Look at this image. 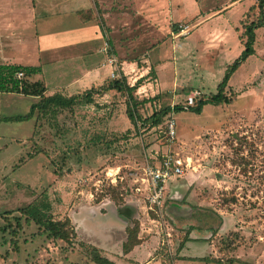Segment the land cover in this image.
Segmentation results:
<instances>
[{"label":"rangeland","instance_id":"rangeland-1","mask_svg":"<svg viewBox=\"0 0 264 264\" xmlns=\"http://www.w3.org/2000/svg\"><path fill=\"white\" fill-rule=\"evenodd\" d=\"M15 1L25 7L34 6L31 0ZM108 1L116 14L110 21L112 35H131L126 43H117V53L138 59L127 82L130 84L142 74L141 89H136L134 95L139 99L158 97L139 107L142 117L160 107L191 105L201 94L216 92L226 66L244 48L245 25L259 14L257 0H195L196 5L187 4L189 0H167L169 5L166 0L161 5L158 0ZM177 4L184 6V13L196 11L197 15L173 23L183 27L178 35H190L172 39L170 23L179 16L178 11L172 14ZM220 8L228 10L213 13ZM29 13L26 8L22 10L24 19L33 27L35 22H42L40 15L34 18ZM151 18L155 21L150 22ZM146 21L156 29H151ZM214 26L226 33L209 37ZM29 32L25 29L23 34ZM254 32L255 52L228 82L227 91L236 95L232 104H207L199 114L177 111L165 116L156 127L140 123L135 126L126 113V95L102 90L106 81L97 86L90 103L37 112L35 117L21 121L5 117L26 114L38 98L0 92V214L16 211L46 194L55 220L83 214L88 228H111L114 239L120 240L123 232L113 220V207L117 204L111 196V189H116L121 197L118 204L135 206L142 237L153 235L158 242L155 248L161 250L165 260L171 257L176 264H264V25ZM207 40L221 44L209 52L208 46L193 54L186 50L188 44L200 47ZM8 41L2 39L3 46ZM2 44L0 63L5 62ZM14 53L15 59L22 55ZM158 57L165 66L157 70L154 63ZM102 59L100 53L63 56L49 65L44 76L46 87L50 91L66 87L61 92L69 95L90 91L91 88L68 90L67 84L87 66L100 67ZM97 70L106 71L101 67ZM170 123L173 138L168 137ZM162 153L188 160L190 167L168 183L170 198L164 205L147 215L130 193V175L160 161ZM97 200L112 207L105 204L100 211L91 207L99 203ZM173 203L185 210L192 209V214L173 219L168 211ZM99 214L112 218L109 220L113 226ZM21 220L23 228L15 240L0 230V264H94L80 243L95 237L86 227L80 228V221L72 224L75 236L66 242L47 238L37 224ZM4 223L0 217V227ZM97 241L104 243L107 238L100 236ZM134 255L137 261H133ZM144 257L133 253L127 261L138 264ZM204 257L209 261H203ZM159 261L162 262L161 258L148 264Z\"/></svg>","mask_w":264,"mask_h":264},{"label":"crops","instance_id":"crops-1","mask_svg":"<svg viewBox=\"0 0 264 264\" xmlns=\"http://www.w3.org/2000/svg\"><path fill=\"white\" fill-rule=\"evenodd\" d=\"M166 2L167 5H169L167 0L165 1V3ZM30 3H33V8L25 7L24 5H18L15 0H0V43L2 44V39L9 40L6 43V46H3L2 44L3 49L1 56L3 59H5V62H3L5 64L40 66L41 72L32 76L31 80H41L45 86V94H52L55 91H59V89H62L60 91L66 90V87H61L54 88L52 89V91H50L46 87L44 79L46 71L49 69V65L55 62H59L63 59V56H76L78 54L79 57H87L88 55L93 53H100L103 55V59L100 61V67L106 69L105 73L97 70L100 67L94 68L87 66V68L84 69L80 76L74 78L67 84V89H71L72 91L76 90L75 88H79L81 90L92 87L97 88V86L102 85L105 81H107V79L109 78V73L111 71V67L107 64L106 61L108 56L114 57L119 63H124L125 65L130 64L131 68H133L137 63V58L133 59L129 57H123L116 51V46L121 43H126L127 40L131 38V35H129V33L126 35H112L110 28H113V26L110 24V21L113 20V15L116 16V14L112 12L108 0H31ZM161 3L162 0H158V4L161 5ZM187 4L196 5L197 3L195 0H189L187 1ZM155 6L156 5H154L153 7H148L147 9L151 10ZM25 8L30 12L29 14H34V18L36 15H40L42 22H35V25L33 27V25L30 24L31 22H27V19H24L25 17L22 14V10ZM183 8V5H176V10L172 14H176L178 11L179 16H177L176 20L171 21L170 25H175L173 23L178 22L181 18H186L187 20H189L197 15L196 11L195 13H184ZM180 9H183V12H181ZM221 10H223L224 12L227 11L228 8L216 9L213 11V13H218ZM125 19L126 18H123V20ZM116 20L118 19L116 18ZM150 20V22L155 21V18H151ZM56 21L61 22L56 23ZM147 23L149 24L151 29H156V27L151 25L149 22ZM129 24L130 23H127L125 25L129 26ZM154 24L157 25V23ZM25 29H27L28 32L33 30V32L31 31L24 35L23 31H25ZM178 32L179 31L173 32L172 30H170L169 35L172 36V39L190 35V33L186 36L178 35ZM16 33H19L21 36L18 37ZM223 33H226V30H221L218 28V26H214L212 27L208 36L211 37L213 34H219V36H221ZM3 36L5 38H3ZM24 38L26 39L23 42ZM19 39L21 41H19ZM208 40L206 41L207 44L203 43L200 45V47H197V45L193 47L188 44L186 45V50H190L191 54H193L197 49L201 51L205 47L207 49L208 46L207 52H209L213 51V49H215L218 44H221L219 42L222 41V39H220L217 44H211L208 43ZM99 42L100 44L97 46V43ZM105 43H107L108 46L107 55L105 54L106 52L103 51ZM14 52L21 53V57L15 59L13 56H15L16 53ZM180 57H182V55H180ZM10 58L13 60L6 61V59ZM163 62L164 60H160L159 57L156 58L154 64L157 65L155 66V68H157V70L159 67L164 68L165 65L163 64ZM146 70L147 68H145L144 72H146ZM71 94L77 95L78 93L71 92ZM110 201L111 200H109V202ZM105 204L109 206L108 208L112 207L104 200H101L99 203H95L90 206L93 208H98V210L100 211V209L105 207ZM126 206L133 210L131 211V215H128L127 213H125L124 215L120 214L119 211H122V208ZM113 208V217H115L113 220L118 223V226H121V233L123 232L122 239L120 240L114 239L111 228H107L106 231L88 228L86 226V218L83 217V214H75V217H72L69 214L68 215L71 224L75 225L77 221H80V228L86 227L89 232H91V234L95 237L93 239L92 237H90L85 242L87 244L96 246L104 256H108L110 258H112L111 256H113V262L116 264H122V262L130 264V262H128L127 260L128 258H130V254L133 253H136V255H139V257L145 256L143 258L145 260L142 263L139 262L138 264H148V262L159 260L160 258L162 262L159 261L158 264H176L175 262H171V257H169V260H165V257L161 254V250H157V248H155L158 243L156 241V238H154L153 235H151L150 237H146L147 235L142 237L141 230L138 233L140 243L135 245L128 253L125 254L122 250V243L127 237L126 228L131 224V220L136 218L137 211L135 206L133 207L132 205L128 204H123L121 207L114 205ZM99 215L101 218H104L102 214ZM117 218L121 219L124 223L120 222V220H117ZM104 219V222H110L109 225L113 226V224H111L112 222L109 220L112 218ZM100 225H104V223H101ZM117 227L115 229L118 230L120 227ZM100 236H105L107 238V241H105L104 243H100V241H97V238H99ZM191 238L197 237L191 236ZM120 245L121 250H118ZM178 255L187 256L183 253H179ZM134 260H136L135 255L133 261Z\"/></svg>","mask_w":264,"mask_h":264},{"label":"trees","instance_id":"trees-1","mask_svg":"<svg viewBox=\"0 0 264 264\" xmlns=\"http://www.w3.org/2000/svg\"><path fill=\"white\" fill-rule=\"evenodd\" d=\"M259 14L256 20L246 24L243 29V35L245 41L243 42L244 48L240 55L225 68V73L221 81L217 85L216 92L201 94L199 98L191 105H175L160 107V109L153 111L150 115L142 117L139 113V107L143 106L149 101H154L158 97L142 98L139 99L134 95V91L140 85V79L136 81L133 86L128 85L126 78L121 76L120 78L107 79V85L102 90H116L126 95V113L131 122L137 126L139 123L141 126L156 127L164 119L165 116L175 113L177 111L187 110L196 114L201 113L203 107L207 104L219 105V104H232L236 100L234 92L227 91L228 82L231 75L235 72L239 66L247 60V58L255 52L253 45L255 42L254 30L264 25V0H257ZM103 25V24H102ZM171 30L174 32L179 31L176 25H171ZM151 67V71H152ZM17 72H22L23 76L18 78ZM41 72L40 66H28L21 64H5L0 63V92H14L25 96H35L37 101L30 105L29 111L24 115H18L14 117H5L7 120H28L31 117H35L38 112L47 113L49 111H55L60 108H71L76 104L90 103L93 99V92L96 88L86 91L82 94L69 95L63 94L60 90L55 91L52 94H45V86L41 80L32 81V76ZM100 138L99 136L97 137ZM99 142V141H98ZM96 143V142H94ZM111 196L115 199L117 206L118 201H121V197L116 189H111ZM167 200V199H166ZM96 202H99L97 200ZM125 208V209H123ZM120 214L127 213L131 215V208L123 207ZM52 204L46 194L40 195L34 199L29 205L18 208L16 211H6L0 214L5 222L0 230L5 233H9L12 240H15L17 234L22 230L23 224L21 218H24L26 224L35 223L39 226L41 231L50 239H57L63 241H70L71 236H75V231L69 217H65L62 220H55L51 214ZM124 211V212H123ZM127 237L122 243V250L126 254L135 245L140 243L138 238L139 222L137 219H132L131 224L126 228ZM189 238V237H188ZM17 247V243H14ZM88 250L89 261L95 264H115L106 256L101 254L100 250L91 244L80 243ZM181 248V245H180ZM179 248V249H180ZM185 257H183L184 259ZM203 261L208 262L209 259L201 258ZM169 260V259H167Z\"/></svg>","mask_w":264,"mask_h":264},{"label":"built area","instance_id":"built-area-1","mask_svg":"<svg viewBox=\"0 0 264 264\" xmlns=\"http://www.w3.org/2000/svg\"><path fill=\"white\" fill-rule=\"evenodd\" d=\"M183 27H180L179 31H182ZM104 52H108L107 43L103 47ZM107 64L111 67L109 78H120L121 76L126 78L134 70L130 67V64L119 63L114 57L108 56ZM23 76L22 72H17V77ZM143 77L140 74L139 79ZM135 80V81H134ZM129 85L133 86L138 80L134 79ZM141 89V86L137 88ZM170 133L169 138H173L174 130L173 124H169ZM160 161L154 162L147 167H144L140 173L131 174L133 183L129 187L130 193H132L139 202L141 208L148 215L149 211H157L164 205L167 198V185L173 179H176L184 173L185 169L190 167L188 160H183L179 156L171 155L170 153H162ZM128 196H131L128 195Z\"/></svg>","mask_w":264,"mask_h":264},{"label":"water","instance_id":"water-1","mask_svg":"<svg viewBox=\"0 0 264 264\" xmlns=\"http://www.w3.org/2000/svg\"><path fill=\"white\" fill-rule=\"evenodd\" d=\"M168 211L170 212L173 219H177V218H184V217H186V215L192 214L193 210L192 209L185 210L183 208H179V206L177 204L173 203V204L168 206Z\"/></svg>","mask_w":264,"mask_h":264},{"label":"flooded vegetation","instance_id":"flooded-vegetation-1","mask_svg":"<svg viewBox=\"0 0 264 264\" xmlns=\"http://www.w3.org/2000/svg\"><path fill=\"white\" fill-rule=\"evenodd\" d=\"M173 193V192H172ZM171 196H172V194H171Z\"/></svg>","mask_w":264,"mask_h":264}]
</instances>
